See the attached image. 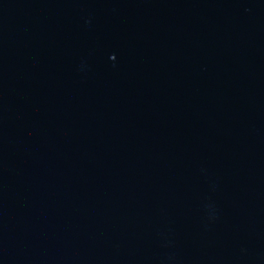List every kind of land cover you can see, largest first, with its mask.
Wrapping results in <instances>:
<instances>
[{"label":"water","instance_id":"water-1","mask_svg":"<svg viewBox=\"0 0 264 264\" xmlns=\"http://www.w3.org/2000/svg\"><path fill=\"white\" fill-rule=\"evenodd\" d=\"M0 264H264V0H0Z\"/></svg>","mask_w":264,"mask_h":264}]
</instances>
